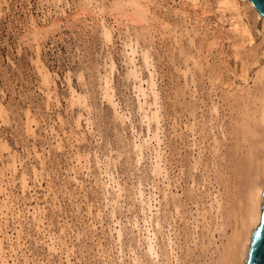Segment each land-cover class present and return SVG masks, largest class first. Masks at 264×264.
Wrapping results in <instances>:
<instances>
[{"label":"rangeland","instance_id":"rangeland-1","mask_svg":"<svg viewBox=\"0 0 264 264\" xmlns=\"http://www.w3.org/2000/svg\"><path fill=\"white\" fill-rule=\"evenodd\" d=\"M114 1L0 0V169L21 162L0 195V261L226 264L264 160V128L245 127L262 19L240 0H140L133 21ZM139 99L157 113L149 131Z\"/></svg>","mask_w":264,"mask_h":264},{"label":"bare ground","instance_id":"bare-ground-1","mask_svg":"<svg viewBox=\"0 0 264 264\" xmlns=\"http://www.w3.org/2000/svg\"><path fill=\"white\" fill-rule=\"evenodd\" d=\"M121 2H119V3H117L118 2V0H117V2L116 1H114V5L112 6L113 7V9L114 10H116V11H118V12H123V14H126L127 16H131V18L130 17H127V18H129V19H132L133 21H145V19H146V14L147 13H145L146 12V9L144 8V6H143V4H141V2H140V0H120ZM189 2H190V4H192V5H199V3L198 2H201V1H205V0H188ZM238 1L239 0H219L217 3H219V5L218 6H220V7H222V8H224L225 10H228V9H231V8H234V9H239L238 8ZM240 1H242V3H243V5L245 6V7H249V8H251V10L254 12V14L256 15V16H259L261 19H262V23H263V27H264V15H260V13L257 11V9L255 8V6L252 4V2L250 1V0H240ZM187 1H185V2H183V3H186ZM191 5V6H192ZM196 5V6H197ZM241 5V4H240ZM102 8V7H101ZM234 11V10H233ZM238 11V10H237ZM121 14V13H120ZM237 14H238V12H237ZM125 16V15H124ZM240 17V16H239ZM131 21V20H130ZM148 21V20H147ZM235 23V22H234ZM140 27V26H139ZM236 28V27H235ZM105 29V28H104ZM244 31H246L247 32V30L244 28ZM136 33V32H135ZM103 34H104V39H106V40H110V34H109V32L107 31V30H103ZM137 34H135V36H136ZM136 37H139V36H136ZM135 37V38H136ZM134 38V39H135ZM131 39V38H130ZM136 39H138V38H136ZM135 39V40H136ZM137 43H136V41H134V40H129V42L128 43H126L125 45L128 47V52H127V58H128V62L130 63V64H135V58H134V55H135V53H137L136 52V50H135V45H136ZM142 54V53H141ZM143 61H144V63H146V64H148L147 62H148V56H146V54L144 53L143 54ZM196 63H197V61H196ZM199 65V64H198ZM113 66V65H112ZM258 71V73L256 74V78L255 79H257L258 80V82H261L262 83V85H263V92H262V95L260 96V98H259V106H258V104L256 105V106H258V109L257 108H255L256 109V112H258V118H255V119H253L252 118V120H255V121H253L252 123H251V125L252 126H250V125H248V126H246L245 125V127H247V129H248V131L247 130H245V131H247V133L248 134H250L249 132H255V128H256V126L258 125H260L261 127H263L264 128V65H261V67L257 70ZM256 71V72H257ZM131 72V71H130ZM130 74H132V75H134L135 76V74L134 73H130ZM46 76H47V73H46ZM46 76H44V79H42L43 80V83L46 85V89H47V91H44V95L46 96V99H47V101H49L50 99H51V95H50V93H49V88L51 87L50 86V80H48L47 78H46ZM245 77H244V80H246V78H247V76L246 75H244ZM48 77V76H47ZM134 78H136V76L134 77ZM253 79H254V77H253ZM252 79V80H253ZM255 79H254V81H255ZM71 80V79H70ZM52 81V80H51ZM217 81V80H216ZM247 81V80H246ZM52 82H54V80L52 81ZM52 82H51V84H52ZM256 82V81H255ZM104 83H105V85H104V89L106 90V96H108V99L107 100H109L110 102H112V100H111V97L109 96V80L108 79H104ZM55 84V83H54ZM70 86H71V84H69ZM68 85V86H69ZM152 85V84H151ZM153 87V86H152ZM73 89V88H72ZM137 89H138V91L141 93V95L143 96V97H145V92H144V90L140 87V86H138L137 87ZM152 89V88H151ZM45 90V89H44ZM52 91H53V89H52ZM72 92V97H71V99L72 98H74V99H78L77 100V102L78 103H80L79 102V96L78 95H76L77 93H75L74 94V92H75V90H72L71 91ZM154 93V92H153ZM52 94V93H51ZM108 94V95H107ZM75 95H76V97H75ZM56 97V96H55ZM54 97V98H55ZM106 98V97H105ZM74 99H73V101H74ZM53 100H55V99H53ZM56 101V100H55ZM57 102V101H56ZM71 103H73V102H71ZM144 103H145V101H144ZM144 103H141L140 102V99H139V109L141 110V111H143L142 113H141V115H142V118L144 119V121L146 122V124H147V126H146V128H148V131H149V126H150V123L152 122V121H155V122H157L158 121V117H157V113L156 112H154V111H152V110H150V108H147V109H145L144 108V105H146V103L144 104ZM48 104V103H47ZM57 104H59V102L57 103ZM73 104H76V102L75 103H73ZM146 106H148V105H146ZM149 107V106H148ZM214 110H215V108H214ZM216 111V110H215ZM0 113H1V111H0ZM253 113H255V111L253 112ZM2 114V113H1ZM27 114V113H26ZM246 114V113H245ZM2 116V115H1ZM0 116V117H1ZM251 117V116H250ZM247 119V118H246ZM245 119V120H246ZM250 119V118H249ZM248 119V120H249ZM28 119H26V121H27ZM244 120V121H245ZM249 121H251V120H249ZM31 123H32V121H29V122H27L26 124H27V126H28V128L29 129H32V125H31ZM35 123V122H34ZM247 123H248V121H247ZM145 124V125H146ZM246 124V123H245ZM250 124V123H249ZM52 127V126H51ZM51 127H49L50 129H51V131H49L51 134L50 135H53L52 133H54V131L52 132V130H53V128H51ZM147 131V132H148ZM31 132V131H30ZM32 133V132H31ZM149 133V132H148ZM246 133V132H245ZM49 134V133H48ZM55 134V133H54ZM255 134V133H254ZM58 135V134H57ZM155 136H156V134H154ZM147 136H148V134H147ZM154 136V137H155ZM150 137H152L151 135H150ZM153 138V137H152ZM148 139H150V138H148ZM143 140V139H142ZM145 141V140H144ZM216 142V141H215ZM1 145V144H0ZM139 145V144H138ZM137 147V146H136ZM140 147L141 146H138V148H139V151H141L140 150ZM1 150V149H0ZM138 150V149H137ZM3 151H5V150H3ZM8 151V150H7ZM6 151V152H7ZM138 151V152H139ZM1 153V152H0ZM29 152L27 151V154H28ZM139 153H141V152H139ZM156 153H157V151H156ZM14 154V153H13ZM30 154V153H29ZM142 154V153H141ZM157 155V154H156ZM1 156V155H0ZM8 156V155H7ZM19 156V155H18ZM21 156V155H20ZM28 156V155H27ZM8 158V157H7ZM23 158V157H22ZM28 158V157H27ZM157 158V157H156ZM9 159H11V161L9 162V164H7V161H6V164L5 165H7V167H4L3 165V168L4 169H0V195H3V194H5L4 193V189L3 188H5V187H3V185H4V181H5V179H10V178H12L13 179V177H15L14 176V173L15 172H17V170H19L18 169V165H21V162H19V160H18V157L16 156V155H12L11 156V158L9 157ZM20 159V158H19ZM157 161V160H156ZM158 162V161H157ZM156 164V163H155ZM158 165L159 164H156V165H154L153 164V166H154V169H152V172H153V170H154V174H159L160 172L158 171ZM22 167V166H21ZM1 168V167H0ZM24 168V167H23ZM20 170H21V168H20ZM23 171H24V169H22ZM33 170V169H32ZM21 172V171H20ZM36 172H38V171H36ZM7 173L9 174V176H7ZM21 173H23V172H21ZM20 173V174H21ZM33 173V172H32ZM24 174V173H23ZM23 174H21V175H23ZM36 177H37V175L35 174V173H33ZM21 175H20V179H21V181H22V186L21 187H26L27 186V179L24 177V175L21 177ZM27 177V176H26ZM35 177V178H36ZM16 179V178H15ZM33 180H34V178H33ZM36 180H40V179H36ZM11 182V181H10ZM15 182V181H14ZM6 183H9V182H6ZM21 183V182H20ZM6 185V184H5ZM4 185V186H5ZM41 185V184H40ZM29 186V185H28ZM6 191V190H5ZM23 191V190H22ZM263 191H264V160L262 161V167H261V171H260V173L258 174V173H256L255 175H254V178H252V181H251V183H250V186H249V188H248V191H247V197H246V200H247V209H246V216H245V220H244V222H243V224H242V226H241V229L239 230V232H238V234H237V236H236V238H235V240L232 242V244H231V248H230V250L228 251L229 253V258L227 259V263L226 264H245V262H246V259H247V254H248V250H249V245H250V240H251V235H252V232H253V230L255 229V227L260 223V220H261V210H262V205H263ZM215 196V195H214ZM217 196V195H216ZM215 196V197H216ZM218 196H219V194H218ZM214 197V198H215ZM221 196H219V198H220ZM1 202V201H0ZM215 202H216V215L217 216H215L216 218H218V217H220L219 216V214H220V211L222 210H220V207H221V202H222V200L221 199H218V198H215ZM214 203V202H213ZM215 204V203H214ZM149 207V206H148ZM210 207H211V205H210ZM213 207V206H212ZM211 207V209H213ZM222 208V207H221ZM214 210V209H213ZM29 212V211H28ZM31 214H34V212H32ZM17 215V214H16ZM144 221H146V220H144ZM150 221V220H149ZM146 223V222H145ZM217 223V222H216ZM216 225H219V223L218 224H216ZM147 227V226H146ZM17 230V229H16ZM147 231L149 232V230H148V228H147ZM7 233V232H6ZM16 233V232H15ZM153 235V234H152ZM149 236V235H148ZM153 236H155V235H153ZM18 237V236H17ZM243 237V238H242ZM12 238L13 237H11V235H7V240L8 241H12ZM152 238V237H151ZM155 238V237H154ZM2 239V238H1ZM149 240V239H148ZM150 240H152V239H150ZM153 241V240H152ZM16 242H17V240H16ZM149 244H150V242H149ZM13 245V244H12ZM11 247V246H10ZM13 249V248H12ZM152 249H153V247H152ZM151 249V250H152ZM1 250V249H0ZM2 252V251H1ZM7 262V261H6ZM6 262H5V264H6ZM0 264H4V262L3 261H0Z\"/></svg>","mask_w":264,"mask_h":264},{"label":"water","instance_id":"water-1","mask_svg":"<svg viewBox=\"0 0 264 264\" xmlns=\"http://www.w3.org/2000/svg\"><path fill=\"white\" fill-rule=\"evenodd\" d=\"M260 15H264V0H250ZM245 264H264V191L260 223L252 232Z\"/></svg>","mask_w":264,"mask_h":264}]
</instances>
